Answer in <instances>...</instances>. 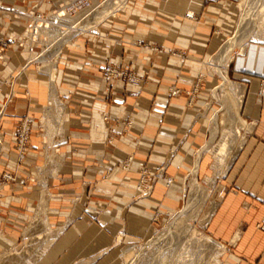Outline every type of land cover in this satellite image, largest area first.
Returning a JSON list of instances; mask_svg holds the SVG:
<instances>
[{
	"label": "crops",
	"instance_id": "obj_1",
	"mask_svg": "<svg viewBox=\"0 0 264 264\" xmlns=\"http://www.w3.org/2000/svg\"><path fill=\"white\" fill-rule=\"evenodd\" d=\"M53 1L0 0V29L13 22V33L19 32L18 25L24 20H15L12 13L33 8L46 11ZM237 3L239 0H129L118 17L107 19L70 44L58 65L60 50L53 59L40 60L49 75L50 101L55 73L54 89L65 127L59 149L65 156L57 150L60 143L53 149L45 144L47 161L39 181L46 186L51 178L49 196L43 191L39 208L42 203L47 207L48 201L47 224L35 233L43 237L39 244L46 246L36 264H123V237L132 241L150 231V215L160 203L168 210L178 209L182 175L190 171L193 154L207 141L206 119L215 109H220L217 135L208 148L211 139L201 149L198 174L207 190L223 178L218 181L221 189L206 232L226 246L222 264H264V230L257 228L264 217V26L246 44L245 53H238L233 61V79L243 86L235 83L239 90L232 93L223 110L221 102L209 100L218 80L204 75L212 49L219 47L235 26ZM190 12L197 17L196 23L186 18ZM138 42L158 45L164 53L153 55L137 47ZM175 46L187 50L185 63L168 56ZM27 50H8L0 66V104L11 91L1 79L25 63ZM104 62L146 73L148 81L145 85L128 84L123 79L108 83L100 73ZM44 79L27 74L23 81L12 83L18 95L8 103L7 99L3 120L7 167H13L15 155L10 147L19 119L27 117L36 123L41 117L47 96ZM171 87L178 95H170ZM49 106L50 102L42 119L44 138ZM31 141L36 151L19 170L21 180L33 173L31 163L41 159L40 138L32 137ZM52 152L62 158L54 171L47 165ZM127 158L132 160L124 170L121 162ZM163 165L174 183L167 188L159 179L150 197H139L134 188L141 169L154 173ZM17 190L20 194L7 196L6 201L23 208L39 199L42 188L29 183ZM23 215L5 217V230L16 233L25 222ZM123 219L127 223L125 235ZM136 250L132 247L124 252L126 264Z\"/></svg>",
	"mask_w": 264,
	"mask_h": 264
},
{
	"label": "rangeland",
	"instance_id": "obj_2",
	"mask_svg": "<svg viewBox=\"0 0 264 264\" xmlns=\"http://www.w3.org/2000/svg\"><path fill=\"white\" fill-rule=\"evenodd\" d=\"M126 1L128 3L129 0H126ZM243 1L244 0H239V3H237V9L239 11V15L237 17V21L235 23V26L233 27V29L231 30L229 36L225 39V41L219 47L212 49V51L210 53V58L206 62V65H205V70H206V73L204 74L205 77L210 76V77L218 80V84L216 85L215 89H213V91H211L209 93V98H210L209 100L212 103L214 102L213 96L215 94V91L222 84V79L220 78V76H218V74L214 70L215 65L217 63V61H216L218 58L217 56L219 55L220 50L223 47V45L226 44V42L229 40V38H231L236 31V28L238 26L239 19L241 17V13H242L241 4ZM34 9L35 8L29 9V10L31 11ZM123 10L124 9L122 7L121 11H123ZM26 11H28V10H26ZM26 11H24L22 13H12V17L15 20L16 19L24 20V24H22V25L17 24L20 27L19 32L13 33L11 26H10L11 24H13V22H10L8 26H5L3 29H0V39L7 40L9 36H11V35L18 36L21 33L22 29L29 22V14L27 16ZM119 13H116L115 17H113V18L118 17ZM189 15L192 17L191 20H193L196 23L197 17L194 16L191 12L189 13ZM185 16H186V18H188L187 14ZM94 18L95 17L93 16L91 21H93ZM110 18H112V17H109V19ZM97 28H94L92 31L96 30ZM84 36H86V34L79 36V38H82ZM8 45L9 46L6 47L7 49L4 48L3 56L4 55L5 56L3 57V60L0 61V66L5 62L8 50L10 48L15 47V46L10 45V44H8ZM156 46H158V45H156ZM27 47H28V45H27ZM158 47L164 51V49L162 47H160V46H158ZM16 48L20 51L23 50V49H19L18 47H16ZM38 51H39V49H37V52H35V53L39 54ZM65 51H67V50H63L62 54H64ZM171 51H173L176 55H181V57H183V58H181L182 61H180V59H178L180 61V63H185L187 61V57H186L187 56V50L185 48L175 46ZM238 53H240V52L239 51L234 52V54H236V55H234L232 61L229 64L228 77L232 83L233 82L239 83L240 85L243 86V83L238 82L237 80L233 79V75H232V69L234 67L233 61L235 60V58L238 55H240ZM244 53H245V51L242 54H244ZM35 56L36 55H34L33 57H35ZM28 58H31V56H29ZM28 58H26L25 63L20 64L19 68L17 66V68H18L17 71L15 68L14 71H12L11 73H8V75L6 74L4 77H2V79H1L2 85L9 87V83L11 82V77H13L15 74L17 75L16 76L17 78H15L14 83L16 82L17 79L18 80L20 79L21 81H23L25 78V75H27V74H29L30 77L31 76L35 77V75H42L45 78L43 81H45V84H46L47 96L45 99V103L42 107L41 117L39 118L38 122L35 123L30 119L31 124L29 126V138H28V143H27V147H28L29 152L26 155V157L23 159V161H21L20 163L17 162V157H16L17 154L15 153L16 152L15 151L16 146H17V143L15 141V137H16L15 135H17L19 133L20 123L25 117L20 118L18 123H17V126L14 128L13 136H12L13 139L11 141L12 145L10 147V150H12V152L15 155L13 158L14 163H13L12 168L7 167V165H8V163L6 161V159H8L7 147L4 146V137H3V134L5 135V132H4L5 126L3 124V120H4V117L6 115V111H7L4 108V106L6 104L8 97L13 96V98H14L18 95L17 92H15V93L13 92L12 86L10 88L11 91L8 93V95L5 98L6 99L5 103L0 104V105H2V106H0V112L5 110L4 115L0 119V140H2V143L0 144V230H1L0 231V264H27L26 262H29L30 258L33 255H32V253L29 255L25 254L24 253L25 249H27L28 247H31V249H36L39 247L38 245H40V244H37V246H36V243H32V245H33V247H32V245L30 244V241L35 242L36 239L33 237L29 238L27 236V234L29 233L28 227L30 224V219L36 214V212L39 208V204L41 201V196H42L43 191H47L48 196H49V190L47 189L48 188L47 185H48V182H49L51 177L48 178L46 186H44L39 181L40 170H42L46 166V161H47L46 160V152L47 151H46V147H45V144H46L45 140H46V138H48V136L50 134H52V137L54 136L53 146L51 147V146L47 145V147L50 149L55 148L56 145L59 144L63 140V135H60V129L62 130V133H63V129H65V127H64V125H62V123H59L58 126H54V128L52 129L54 131H51L50 128L45 125L47 133H46V136L44 138L45 130L42 127V119L44 117L45 108L49 105V102H50V100H49L50 99L49 98L50 92H49V84H48L49 75L47 74V72H44V70L42 69V64L40 63V60H39L41 57L38 59L36 58L37 62L34 61L32 64H30L32 67L31 70H29V67H28V63H31L30 59L28 60ZM58 62H59V59L57 60V65H58ZM37 63H39V64H37ZM117 68L120 69L121 71H123V67H117ZM128 70L131 73L135 72V73H137V75H141V73H139L137 71H132L130 69H128ZM143 75H144V80L147 83V81H148L147 74L142 73V76ZM18 77H20V78H18ZM121 79H123V77ZM197 80L198 81H196L195 86L198 89L200 80H203V78L201 77ZM56 85H57V81H56ZM195 93H194V95H195ZM27 94H29V93H26V95ZM3 95L5 96V94H3ZM231 96H232V94H228V93L224 94L223 99H224L225 103L230 101ZM219 105H220V103H219ZM216 107H217V109L221 108V106H217V105H216ZM47 110H48V108H47ZM219 110L215 109V111H213L212 113L210 112L209 115L207 116V119H206V121H207L206 122L207 123V136H206L207 141L205 140V142L202 145V148L205 147L206 143L210 140V137H211V135H210L211 121L210 120L215 115V113ZM61 116H62V114L59 115L58 121L61 120V122H62ZM62 126H63V129H62ZM246 132H247V129L243 130V134H246ZM32 137H34L35 139H37V137H38L41 140V144L43 145L42 151L40 152L41 153V156H40L41 159H40L39 163L37 161L31 163L32 167L34 168L33 173L29 172L26 176H24L23 180H21L18 177L19 170L22 169L26 165V161H27V159H29L28 157L33 153V151H36L35 147L32 145V141H31ZM108 142L111 143V140ZM61 144H63V142L58 145L57 150L59 149ZM201 149L199 151H201ZM59 151L61 152V154H63V157H64L65 156L64 152H62L60 149H59ZM199 151H197L196 154H193L192 166L190 168V171L187 174L182 175L184 177H182V179H181L182 192H181V201H180V205H179L178 209L176 211H171V210H168L165 207L161 206L162 204L160 203L159 207L153 209L152 213L150 215L151 224H152L150 231H148L143 237L136 239V240H132V241H129V240L126 241V240H124V237H123V253L121 256L123 264H126V262L124 260V252L126 250H128L129 248H132V247H136L139 249L140 247H142L143 245L148 243L152 238L157 237L161 232L164 231V229L167 227V225L171 222L172 218H174V216L176 214H178L179 211L183 210V208L186 204V201L188 199L189 184H190V181L192 178V172L194 171L196 159L199 156L198 155ZM58 156L61 158L60 154H58ZM48 157H49V155H48ZM64 160H65V158H64ZM127 160H132V159L127 158L121 162V168L124 170H127L129 168L130 163H131V161H130V163H128ZM142 169H147L149 171V169L146 167H143ZM160 169H163V173L162 174L159 173V175L161 177L157 178L155 180V182L159 179L162 180V178L170 177L172 179V182L174 183V180H175L174 177L171 175H168L166 173V165L159 167L158 170H160ZM156 172L158 173V171H156ZM156 172H154V173H156ZM8 175L11 177V179H9V178L7 179ZM222 178L223 177H219L217 179L216 186L213 189L207 190L205 187H203L205 189V201H204L203 205L201 207L199 206L198 208H195L193 210V212H191L190 214H188L187 216H185L181 219V221L179 223V227H178V232H177L179 235V242L166 252L164 258L161 259L162 261L159 260L158 264H222L223 263L224 256L226 254V249H227V248H225L226 246L223 247V245L219 244L215 240L211 241V242H206L203 239V238L212 239L206 232V227H207L206 224L208 222V219H210L212 212L215 209V206L217 204V198L219 197V191L221 189L218 181L221 180ZM139 180H140V173H139L138 180L136 183H138ZM197 181L201 184V182L199 180V174L197 177ZM155 182L152 186V189L149 192L147 190H144V189L140 190L141 192H138L139 190H137L136 188H134V189H136L134 191L139 193V195H138L139 197L148 198L152 194ZM29 183H34V184L38 185L39 188H42V190L40 192V197L38 200L37 199L34 200L31 205L26 204L25 206H23V208H21V206H19V205L11 206L10 204L7 203V201H6L7 196L11 198L17 194H20V190H17V188L19 186L26 187V185ZM136 183H135V187H136ZM42 205H43V208L44 207L46 208V214H47V212H48V201H47V207L45 206L44 203H42L39 209H41ZM38 212H37V214H38ZM12 213H16V214H20V215L24 214L23 216L25 217V222L21 224L20 229L16 233L13 232L10 234V232L8 230H5L6 229L5 217L7 218L8 215L12 214ZM126 224H127L126 220L123 219V235H125V232L127 229ZM7 232H8V234H7ZM38 232H41V231L38 230ZM13 234H14V236H13ZM43 246L45 248L46 245L43 244ZM157 253H158V249L150 251L148 254H146L141 259L140 264H153L156 260ZM39 254H41V253H39ZM39 254H35L36 255V256H34L35 260L33 261L32 264L37 263V260H38L37 258L39 256ZM125 258H126V255H125ZM9 259H11L13 261H10Z\"/></svg>",
	"mask_w": 264,
	"mask_h": 264
},
{
	"label": "bare ground",
	"instance_id": "obj_3",
	"mask_svg": "<svg viewBox=\"0 0 264 264\" xmlns=\"http://www.w3.org/2000/svg\"><path fill=\"white\" fill-rule=\"evenodd\" d=\"M125 0H117V5L114 7V5L109 6L106 10L102 12H98L94 15V20L91 21V19L88 21L87 24L81 25V30H87L88 27H95L94 22L98 21L100 19H105L106 17L110 15H115V11L118 8L123 7V2ZM242 8V13L241 17L239 19V23L237 26V29L234 33V35L226 42L225 45L220 50L219 55L217 56V63L215 65L214 70L220 76L222 79V84L218 87V89L215 91V94L213 96V99L221 102L222 109L225 108V102H224V94H232L234 91L239 90V86L235 83H232L231 80L228 77V68L229 64L232 61L235 51H239L240 53L243 52V50L246 47V44L252 40L254 37H256L257 33L259 30L264 26V0H244L241 4ZM102 19V20H103ZM63 33V32H62ZM46 33L42 30L39 35L42 37V35H45ZM52 34V33H51ZM49 34V35H51ZM55 34H57L55 32ZM48 35V34H47ZM45 37H50V36H45ZM53 39H55V36H52L49 38L48 44L45 46L46 49V55L42 56L39 60L44 59V58H49L50 55L56 54L61 48L62 45L65 41L68 40V38H64V40L56 45V47L51 45V42ZM72 44V43H71ZM70 45L68 44L67 46H64L62 48L61 52L63 53V50H66ZM55 62V61H54ZM29 65L31 63H28ZM28 65V66H29ZM30 67V66H29ZM52 70V69H51ZM54 70V69H53ZM51 73V72H50ZM53 73V72H52ZM55 73H53L52 76V85H51V101H50V106L48 107V110L46 111V119L44 124L50 128L51 131L54 128V126H58L59 123H62L61 120L58 121L59 115L62 114V106L59 105V102L57 100L56 92H55V87H54V76ZM51 79V78H50ZM13 95V94H12ZM13 96L8 97L9 102L10 99H12ZM6 108V106H5ZM238 110V109H237ZM223 112V111H222ZM217 114L218 111L215 113V115L211 118V128H210V143L206 145V148L210 146L212 142H214V139L217 135ZM237 116L236 118H238ZM61 125V124H60ZM62 130L60 129V135H63ZM53 139L54 136L52 137V134L46 138L45 143L46 146H53ZM203 151H199L198 153V158L196 159L195 162V167L194 171L192 172V178L189 184V189H188V199L186 201V204L183 208V210L179 211L178 214L172 218L171 222L167 225V227L164 229L163 232H161L157 237L152 238L148 243L143 245L140 249L136 250V253L132 259L129 260V264H140L141 259L148 254L150 251L158 249L157 257L156 260L153 264H158L159 260L163 259L166 252L171 249L174 245H176L179 242V235H178V227L181 219L191 212L195 208H198L199 206L201 207L205 201V189L203 186L197 181L198 177V172H199V167H200V161L202 157ZM61 162V158L58 156L57 153H52L48 157V167L52 171L56 169L58 164ZM48 170V169H46ZM45 204V203H44ZM46 208H43V205L41 209H39L38 214L32 219V223L29 227V233L27 236L29 238H32L36 232V230L43 228L47 224V219H46ZM49 229V228H48ZM43 235V234H42ZM183 237V236H182ZM43 237L40 234L36 235V241L32 242L30 241V244L36 243L39 244L38 240H41ZM206 242H211L213 241L210 238H203ZM202 240V239H201ZM203 240V241H204ZM30 245V246H31ZM35 246V247H36ZM39 247L36 249H31V247H28L25 249L24 253L25 254H31L32 257L30 258L29 262H26L27 264H32L33 261L35 260L34 256L35 254L42 253L44 250V246L38 245ZM33 247V245H32ZM175 248V247H174ZM172 251V250H171ZM10 261H13L9 259ZM8 260V261H9ZM25 260V259H24ZM162 261V260H161Z\"/></svg>",
	"mask_w": 264,
	"mask_h": 264
},
{
	"label": "built area",
	"instance_id": "obj_4",
	"mask_svg": "<svg viewBox=\"0 0 264 264\" xmlns=\"http://www.w3.org/2000/svg\"><path fill=\"white\" fill-rule=\"evenodd\" d=\"M126 3L127 1L125 0L123 2V9L125 8ZM111 5H114L115 7L117 5V0H55L51 3L50 7L46 11H39L36 8L31 11H26L27 16L29 14V22L22 29L21 33L18 36L11 35L7 40L0 39V61L3 60V57L5 56H3L4 48L8 47V44H10L18 47L19 49H24L28 45V56H31V58H28V60L30 59L31 64L34 61L37 62L38 58L46 55L45 46L48 44L50 37L55 36V39L50 41L51 45L54 47H56V45H58L59 43L61 44L64 38H68V40L65 41L62 45V47L64 48V46L74 43L79 38V36L89 34L94 28H97L107 19H109V17H115V15H110L103 19L96 27L90 26L87 30H83V28L81 30V25L87 24L88 21L92 19L96 13H100L106 10ZM121 10V7L118 8L115 11V14L119 13ZM188 18L191 19L192 17L188 16ZM42 30L46 33L45 35H42L43 38H41V36L39 35ZM55 32L57 34H55ZM137 47H140L153 55L164 53L161 48L150 43L138 42ZM37 49H39V54L35 53L37 52ZM61 50L62 49H60L58 59H60L63 55ZM34 55L36 56L33 57ZM168 56L174 60L180 59V61H182L181 58H183L181 57V55H176L173 51H170L168 53ZM52 57V55L49 56V58ZM100 73L102 75V78L108 83L119 80L122 77L124 82L128 84L141 85L146 83V81L144 80V75H137V73L135 72L131 73L128 68L125 67H123V71H121L115 65L109 62L103 63V65L100 67ZM16 76L17 75L15 74L13 77H11V82L9 83L10 88ZM196 91L197 87L195 86L192 91L191 97H193ZM169 93L171 96H176L178 95L179 91L174 87H171L169 88ZM4 111L0 112V119L4 115ZM105 118L107 119V117ZM30 124V119L25 117L20 123L19 133L15 135V141L17 143L15 153L17 154L16 157L18 163L23 161V159L29 152L27 143L29 138ZM1 143L2 140H0V144ZM130 161L131 160H127L128 163H130ZM159 173L162 174L163 169L158 170V173L156 172L154 174L150 173L147 169H142L140 172V180L138 181V183H136L135 187L137 190H139L138 192H141L140 190L143 189L149 192L152 189L155 180L161 177ZM8 178L11 179L9 175L7 179ZM162 180L167 188H169L173 183L170 177L162 178ZM257 228L260 230H264V217L258 223Z\"/></svg>",
	"mask_w": 264,
	"mask_h": 264
}]
</instances>
